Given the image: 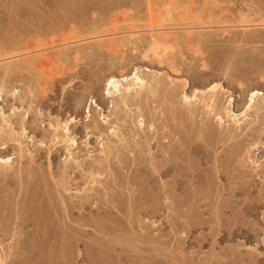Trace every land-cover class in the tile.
<instances>
[{"label":"rangeland","instance_id":"374dc122","mask_svg":"<svg viewBox=\"0 0 264 264\" xmlns=\"http://www.w3.org/2000/svg\"><path fill=\"white\" fill-rule=\"evenodd\" d=\"M203 1L174 0L205 4V27L164 22L174 30L158 60L148 34L100 38L141 31L170 0H0L6 264L44 251V264H264V108L245 113L251 92L264 100V0ZM135 74L151 87L111 94L109 79ZM214 84L215 112L182 102ZM226 109L247 114L240 130ZM57 123L74 144L54 138Z\"/></svg>","mask_w":264,"mask_h":264},{"label":"bare ground","instance_id":"6f19581e","mask_svg":"<svg viewBox=\"0 0 264 264\" xmlns=\"http://www.w3.org/2000/svg\"><path fill=\"white\" fill-rule=\"evenodd\" d=\"M203 1V0H202ZM204 3H206V0L203 1ZM191 3V2H190ZM192 3L189 4V5H180L176 2H174V0H170V2L168 4H162V6L159 8V10H157L156 12V16H150L149 15V20L148 23L146 24V26L141 30L139 31V29H136L135 28H131L130 29H134V30H128V31H124L120 34H113L112 33H109V31H107V33H105L104 36H102L100 38V42L104 41L106 42V40L109 42V38L112 39V38H115L116 35H126V39L128 40H136L138 39L137 37L140 35V34H148V38L147 40H149V43H148V52L150 54V52L153 54V57H157L158 60L160 59H163L164 56H166V54H168V49L170 48L169 45H170V41L168 40L169 38V33H171L170 31H173L174 28H165L163 23L167 21H171V20H179L181 22H184V27L182 28L183 31L188 35L189 33L193 32V31H196L198 29H201L205 26H203V19H204V16H205V13L207 11L206 7H205V4H203L201 7L202 8H197V9H192ZM194 8V6H193ZM155 14V13H153ZM208 14V13H207ZM206 14V15H207ZM203 18V19H202ZM153 19V20H152ZM206 19V18H205ZM188 24H187V23ZM190 22V23H189ZM193 23V25H192ZM196 23V24H195ZM195 24V25H194ZM253 25V24H251ZM250 25V26H251ZM247 26V25H246ZM254 26H257V25H254ZM245 27V26H244ZM249 27V26H247ZM244 28V29H248V28ZM258 27V26H257ZM176 28V27H175ZM250 28V27H249ZM136 29V30H135ZM215 29V28H214ZM178 30V28H177ZM180 30V29H179ZM117 33V32H116ZM144 36V35H143ZM118 37V36H116ZM93 39V37H92ZM97 39H99L97 37ZM102 39V40H101ZM119 39V38H118ZM121 39H124V38H121ZM120 39V40H121ZM143 39V38H142ZM145 39V38H144ZM93 41V40H92ZM75 43H78V41L76 42V40L74 41ZM82 42V41H81ZM79 42V43H81ZM110 43V42H109ZM71 44H74L73 42H70V43H67V44H63L64 46H68V45H71ZM76 45V44H75ZM103 45V44H102ZM108 46V44H107ZM55 48V47H54ZM52 49V48H51ZM59 49V48H58ZM28 50V49H27ZM31 50V49H30ZM29 50V51H30ZM42 50V49H41ZM47 50V49H46ZM25 52V51H24ZM27 52V51H26ZM147 52V53H148ZM38 53L37 52H31L30 51V55H33V54H36ZM24 54V53H22ZM26 54V53H25ZM28 54V55H29ZM39 54V53H38ZM150 54V55H152ZM7 56V55H6ZM21 56V54H20ZM16 57V56H15ZM14 57V58H15ZM9 58V57H8ZM19 58V57H18ZM34 58V57H33ZM78 58V57H77ZM7 59V58H6ZM5 59V60H6ZM10 59V58H9ZM29 59V58H28ZM75 59V58H74ZM48 61V60H47ZM12 66V65H11ZM150 78L152 77H149V79H145L137 74L133 75L132 79L130 78V81L129 79L127 80L126 78L124 79L122 77L121 80H117V79H114V78H111L108 80L107 82V86H108V89L111 91V94L114 95V96H117L118 98L121 99V101H126L125 99L127 97H132V95H136L138 94L142 89H144L145 87H151V84H150ZM155 78V77H154ZM153 79V78H152ZM152 81V80H151ZM174 84V83H173ZM169 86V84H168ZM221 87L219 85H212L211 87H209L207 89V91H204V93H201V94H194L192 97H188L186 95L183 94L182 96V102L187 104L188 106L189 105H194V104H200L201 102L203 103V107H205L208 111V113H205V114H210L213 110H215V103H216V94L217 92H219L218 90L220 89ZM147 89V88H145ZM154 89V88H153ZM222 90V89H221ZM260 93V92H259ZM260 94H258V92L254 91V92H251V96H250V101H249V105L245 111V113L249 112V111H255L258 113L259 110L263 109L264 108V100H262L261 102H258V98H259ZM231 99L229 101V105L231 104ZM217 104V103H216ZM188 110V109H187ZM228 109H226L224 111V115L225 117L227 118V120H230L231 123H233V126L234 128L237 130H240L241 127L243 126L244 122L246 121V116L247 114L243 115L242 118H239L237 116H233V114L231 115V113L229 112V110L227 111ZM223 111V110H222ZM263 111V110H262ZM215 112V111H213ZM254 112V113H255ZM216 116V119L218 121V124H221L223 122V115H215ZM214 116V117H215ZM2 123L6 124L7 125V129L10 128V124H9V120L7 118H4L2 116ZM204 120V119H203ZM142 121V120H141ZM211 121V120H210ZM214 121V120H213ZM202 122V121H201ZM243 123V124H242ZM1 124V123H0ZM142 123L139 122L138 125H141ZM210 124V123H209ZM3 125V124H2ZM140 127V126H139ZM138 127V128H139ZM206 127V126H205ZM209 127V126H208ZM96 128V127H95ZM141 128V127H140ZM0 129H1V132H2V128H1V125H0ZM98 129V127L96 128ZM210 128L206 129V128H202L201 129H197V138L201 139V140H204L206 141L207 139L210 140L209 137L212 138L213 135L209 134L208 135V131ZM68 126H67V123H65L64 125H58V123L56 124V126L53 127V135H54V138H57V133L58 132H62L64 135H63V139L65 140V142H68L70 143L71 145L74 144V140L69 138V135H68ZM9 131V130H8ZM142 131V130H141ZM212 132V131H211ZM210 133V132H209ZM10 134V133H8ZM61 134V133H60ZM187 134V133H186ZM13 135V134H12ZM11 135V136H12ZM59 136V135H58ZM62 136V135H61ZM59 136V137H61ZM58 137V138H59ZM189 137V136H188ZM122 138V137H121ZM190 140V139H189ZM212 141V140H211ZM17 142V141H16ZM64 142V141H63ZM209 142V141H208ZM184 145V144H183ZM106 147V146H105ZM104 147V148H105ZM108 147V146H107ZM107 149V148H106ZM116 149V148H115ZM109 150V149H108ZM109 152V151H108ZM21 153V152H20ZM103 153V152H102ZM144 153V152H143ZM105 155V153H104ZM187 155V154H186ZM103 158V157H102ZM188 159V158H187ZM140 160V159H139ZM13 162V161H12ZM191 162V161H190ZM11 165V160L8 158L6 160L4 159H0V168H8L10 167ZM190 166V165H189ZM9 169V168H8ZM99 176V175H98ZM38 187V186H37ZM36 187V188H37ZM44 187V186H43ZM44 189V188H43ZM47 190V189H46ZM38 191V189H37ZM36 192V191H35ZM32 193V192H31ZM47 193V192H46ZM45 193V194H46ZM34 194V193H33ZM39 194V192H38ZM30 196V195H28ZM37 196V195H36ZM35 196V197H36ZM44 196V195H43ZM171 198V197H170ZM29 199V198H28ZM38 198H36L37 200ZM40 199V198H39ZM38 199V200H39ZM31 201V200H30ZM34 201V200H33ZM29 205V204H28ZM36 205H37V202H36ZM35 209V208H34ZM33 209V210H34ZM28 211V210H27ZM44 212V211H43ZM44 217V216H43ZM9 220V219H8ZM42 220V219H41ZM48 223V222H47ZM40 227V226H39ZM38 231H39V228L37 227ZM42 229V227H41ZM40 229V231H41ZM49 230V229H48ZM44 233V232H43ZM12 234V233H11ZM42 234V233H41ZM40 234V236H41ZM12 236L14 237L15 235L12 234ZM39 236V235H38ZM46 236H48L47 233H45L44 235H42L40 237V240L41 242H47L45 241L46 240ZM12 237V238H13ZM41 238H43L44 240H42ZM48 238V237H47ZM13 240V239H12ZM49 240V239H48ZM41 244V243H40ZM26 245V244H25ZM10 246V245H9ZM54 246V245H53ZM58 246V245H57ZM17 247V246H16ZM43 247V246H42ZM47 248V247H46ZM45 248V250H46ZM10 251L13 252V249L11 247L8 248ZM7 249V250H8ZM16 250V249H15ZM8 252L9 254H11L12 252ZM24 251V250H23ZM41 251V250H40ZM45 252V251H44ZM44 252H41V257H42V260L40 261L39 264H44ZM65 252V251H64ZM14 254V253H13ZM65 254V253H64ZM63 254V250H59V259ZM63 260V259H62ZM69 260V259H68ZM60 262V261H59ZM63 262V261H62ZM0 264H6V256L4 257V255L1 254L0 252Z\"/></svg>","mask_w":264,"mask_h":264}]
</instances>
